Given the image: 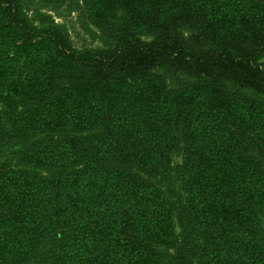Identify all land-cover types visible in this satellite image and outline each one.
<instances>
[{
	"label": "trees",
	"instance_id": "16d2710c",
	"mask_svg": "<svg viewBox=\"0 0 264 264\" xmlns=\"http://www.w3.org/2000/svg\"><path fill=\"white\" fill-rule=\"evenodd\" d=\"M72 1L0 0V264H264V0Z\"/></svg>",
	"mask_w": 264,
	"mask_h": 264
},
{
	"label": "rangeland",
	"instance_id": "374dc122",
	"mask_svg": "<svg viewBox=\"0 0 264 264\" xmlns=\"http://www.w3.org/2000/svg\"><path fill=\"white\" fill-rule=\"evenodd\" d=\"M48 13L52 15L55 23L64 28L76 48L93 50L104 46L100 29L92 23L81 0H73L57 11ZM142 38L150 39L146 35H142Z\"/></svg>",
	"mask_w": 264,
	"mask_h": 264
}]
</instances>
